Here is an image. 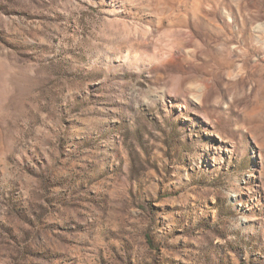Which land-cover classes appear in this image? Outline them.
I'll return each instance as SVG.
<instances>
[{
  "label": "rangeland",
  "instance_id": "obj_1",
  "mask_svg": "<svg viewBox=\"0 0 264 264\" xmlns=\"http://www.w3.org/2000/svg\"><path fill=\"white\" fill-rule=\"evenodd\" d=\"M0 264H264V0H0Z\"/></svg>",
  "mask_w": 264,
  "mask_h": 264
}]
</instances>
